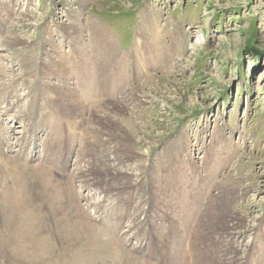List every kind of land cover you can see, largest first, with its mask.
I'll return each instance as SVG.
<instances>
[{
	"label": "rangeland",
	"instance_id": "rangeland-1",
	"mask_svg": "<svg viewBox=\"0 0 264 264\" xmlns=\"http://www.w3.org/2000/svg\"><path fill=\"white\" fill-rule=\"evenodd\" d=\"M58 86L87 87L88 101L75 103L84 109L65 112ZM30 126L50 144L39 161L63 178L53 199L27 189L43 170L12 172L18 158L31 163L35 146L17 155ZM0 136L3 238L26 217L45 228L42 211L61 216L72 192L88 222L114 226L66 253L77 264H158L165 252L184 264H264V0H0ZM144 189L155 230L132 234L133 220L113 216L142 204ZM211 196L220 205L206 219ZM130 234L145 243L138 263ZM42 244L36 260L19 242L0 264L20 253L22 264H57L60 244L50 254Z\"/></svg>",
	"mask_w": 264,
	"mask_h": 264
},
{
	"label": "bare ground",
	"instance_id": "bare-ground-1",
	"mask_svg": "<svg viewBox=\"0 0 264 264\" xmlns=\"http://www.w3.org/2000/svg\"><path fill=\"white\" fill-rule=\"evenodd\" d=\"M85 64H86V61L83 59L82 60V65H85ZM87 89L88 88L85 87L84 89L83 88H78V89L74 88L72 90H69V89H66L65 87L58 86L54 90V94H55V97H56V102H57V104L59 106L62 105L61 107L65 109V112H67V113H73V112L78 113V111L80 112L81 110L84 109V104L80 108V107H76L75 103H76V101L82 100L84 95L90 94V93H88ZM82 101H83V103H85V102L88 101V99L84 98ZM8 106L9 105H7L4 108L5 112H7V109H9ZM34 120H35V117H34ZM38 127H39V129H36L35 131H37V132L41 131L42 132L43 128L40 126V124H39ZM29 130H31V132H29V135H28L29 138H25L23 140V142L20 145V147L22 149H20V147H19L20 153H18L17 155H18V157H21V154H22V152H24V147H26V145H29L30 147L35 146L34 147V151L35 152H32V153L29 154L31 163L30 164L28 163L29 165L28 164L27 165L26 164L25 165L21 164L19 162L20 158L17 157L18 158V163L14 162V165H16V168L13 165L14 168L12 167V172L14 173V169L23 171L25 169L28 170L29 168H36L38 171L43 170L44 174L38 180L34 179L33 177H31V179H29L30 180V184L27 187V189H29V190H33L34 189L35 191H38V192L42 193L43 195H45L47 197H51V199H53L55 190H54L52 184L54 185L56 183V184L60 185V183H61L63 178H62V176H61V174L59 172H58L59 174H57V173L55 174V178H54L53 175H50L49 171L47 170L48 166L43 163L44 161L41 162L43 159L50 160L48 156L50 155L51 151H49L48 148H47V146H50V144L46 143L47 146L44 143L42 144V142L40 141V137H39L41 132L36 134V132L33 130V126H30V129H26V131H29ZM36 135H39V136H36ZM0 141L2 143V140H0ZM37 148H38V151H37ZM86 148L89 149V146H87ZM67 150L69 152L70 149L67 148ZM87 152H89V151H87ZM60 153L62 154V151L58 152V154H56L57 155V159L59 160V158H61L60 161H63V160L66 161V159L68 158V153H66L64 155L65 157L64 156L63 157H59ZM41 156L43 157V159H41L39 161ZM17 158L15 160H17ZM90 158H91V155H90ZM90 158H87L86 160H89ZM103 161H108V158H107L106 154L103 156ZM83 162H84V159H83L82 163ZM37 164H39V165H37ZM88 166H91V162L90 163L88 162ZM103 167H105V166H103ZM84 170L80 173L81 175L84 174ZM26 174L29 175L27 173V171H26ZM73 176L74 177H71V179L72 178L73 179H77L78 182L82 183V179L83 178L79 179V176L76 173ZM24 185L22 183L23 189H25V187L27 186V182L26 181H24ZM97 185L98 184L92 183V184H89L87 186H89L90 188L92 187L93 189L94 188L96 189ZM146 192L148 193V195H147L146 198H144L142 204H140L138 202V205L134 206L133 209L128 210L124 217H123V215L119 217V216H117L118 214H115L113 216V219H115V221H117L118 224L124 218H127V219L129 218V219L133 220V224H132L131 229H130V230H133L132 234L134 232H136V230H138V229L141 230L142 228H145V229L150 228V230H152L153 227H154L153 218L154 217L156 218L157 214H154V210L155 209H153V205H152V201H151L152 200L151 193L148 190L144 189L143 190L144 196H145ZM211 197H212V199L208 200V205H207L208 206V208H207L208 212L206 211V213H204V215H203V218L205 217L206 219L210 215V212L215 209L216 205L217 204L220 205V203L218 202V198L217 197H213V196H211ZM78 200H79L78 196L76 197L72 192H65L64 198H63V203L60 206L61 209L59 210V214H62L61 216L57 217V214L53 215L49 211H47L46 213L42 211V214L45 215V220L44 221L46 222V225H47V226H45V228H43L42 226H40L39 229L34 228L30 224V222L28 221L29 218L26 217L18 225H16V223H15V227H13L14 233H13V230H12V233H9L10 231L7 230V234H6L7 238H3L4 229H6V228H5L4 225H1L0 226V233H1L2 236H0V253H2V255H3L2 258L5 256V254H4V250L5 249L12 248L15 252L16 251L18 252V250H17L18 249V243L19 242H23V243L26 244V248H25V250H23V253H25L26 255H27V252L29 254L31 253L33 258L36 260L35 249L37 247V243L38 242H40V243L46 242L48 246L46 245L47 247L45 249L43 247L44 244H42V252H45V254H50V248H53V244H51V242L55 241L58 244H60V248L62 250L60 255H58V258H57V261H56L57 264H59V263H63V264H77L76 263V256L67 258L66 257V253L67 252H72L73 255H75L77 250H78V248L81 245L91 246V245H95L97 243L99 244V236H98V234H99L100 231H102L101 227L102 226L105 227L108 233H110L113 230V227H114V226L110 227L108 225L109 223H107L106 224L107 226H106V225H103L100 221H97L98 217H99V219L101 221L103 220V213H99L100 212L99 210L96 211V213L98 214V217L96 218L97 222H95V223L93 222L95 225L92 222L90 223L91 220H89V222H88L87 219L91 218V217H87L86 218L84 212H82L83 209H81L82 208L81 205L78 204L79 203ZM82 200L85 201L84 202V205H85L84 207H87L88 204H90L89 203L90 201L88 200L87 197L83 196ZM147 200L149 201V204L147 203ZM149 205H150V207H149ZM99 207H101V206L98 204L97 208H99ZM74 209L78 210L76 215H74ZM148 209L152 210V213L149 212V216H148V214H147V216H145L146 213L148 212ZM132 213H134L136 215H133ZM150 216H151V218H150ZM105 218H107V217H105ZM108 219H109V217H108ZM134 219H136V220H134ZM104 220H107V219H104ZM109 221H110V219H109ZM91 224H92V226H91ZM115 225H117V223ZM86 230L88 232H86ZM153 230H155V228ZM196 231H198V229L192 230L193 233H195ZM200 231H202V230H200ZM132 234H130L131 235L130 238H129V236H128V238H126V243L125 244L128 245V243L131 242L132 240L137 241V244H139V246L136 245V247H134L133 249L131 247V249H132V251L135 254V256L132 254L134 256V258L136 256L138 257V258H136L137 259L136 262L138 263L139 258H142V256L144 255V253L142 252V249H143L142 245H145V243H144V241L141 242L140 241L141 239L138 240L137 237L135 236V234H134V236ZM110 243H111L112 249L114 250V255H116V253H117V257L119 259L124 258L125 257L124 253L121 252V250L117 247L116 243L115 242H110ZM190 243L192 245L195 244V242H193V241L190 242ZM107 244H108V242H107ZM153 246H154V244L151 245V247H153ZM28 247H29V249H28ZM144 250H146V249H144ZM144 252H147V251H144ZM23 253H20L18 255V258L16 256H13L14 259H15V264H22V263H19V262H21ZM160 254H161V255H159V257L161 256L160 259L156 260L157 262H159L158 264H184L185 263L183 257H181V255L179 256V253H177V252L173 253L171 255L168 252H165V254H163V253H160ZM10 256H12V255H10ZM189 259H191V257ZM121 261L123 263L126 262V260H124V259H122ZM133 262H135V261H133ZM27 264H36V261H34L33 259H31V260L29 259ZM105 264H107V263L105 262Z\"/></svg>",
	"mask_w": 264,
	"mask_h": 264
}]
</instances>
